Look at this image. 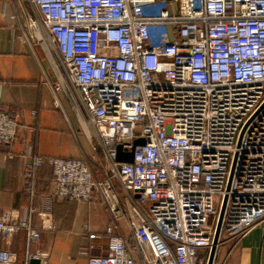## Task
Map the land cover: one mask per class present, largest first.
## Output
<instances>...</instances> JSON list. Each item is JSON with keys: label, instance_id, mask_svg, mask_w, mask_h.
<instances>
[{"label": "built area", "instance_id": "1", "mask_svg": "<svg viewBox=\"0 0 264 264\" xmlns=\"http://www.w3.org/2000/svg\"><path fill=\"white\" fill-rule=\"evenodd\" d=\"M28 2L27 26L44 31L57 88L107 166L98 178L86 158L27 153L30 195L43 165L51 196L98 194L107 250L86 264H206L223 207L212 264H227L215 263L223 239L264 229V0ZM19 116L0 109V143L15 138ZM136 139L132 161H118L117 146ZM124 214L128 236L115 231ZM20 229L22 264H42L32 251L40 231L0 213L2 235ZM0 264H17L14 253L0 250Z\"/></svg>", "mask_w": 264, "mask_h": 264}, {"label": "crops", "instance_id": "2", "mask_svg": "<svg viewBox=\"0 0 264 264\" xmlns=\"http://www.w3.org/2000/svg\"><path fill=\"white\" fill-rule=\"evenodd\" d=\"M154 7L147 6L146 13ZM167 8L174 11L173 3L168 2ZM27 13L34 14L28 0H0V109L20 115L15 138L0 143V213H7L13 221L27 220L40 231L32 246L40 263L86 264L89 256L106 253L110 225L106 207L96 193L85 201L51 196L48 165L38 169L30 195L24 174L26 155L83 157L98 178L104 176L107 166L90 160L91 128H85L63 90L57 88L59 78L47 53L44 31L38 36L28 28ZM153 39L158 40L157 36ZM116 225V232L129 235L127 214ZM25 241L24 229L10 236L0 233V250L12 251L15 262L22 264ZM217 261L264 264V229L254 225L239 239H223Z\"/></svg>", "mask_w": 264, "mask_h": 264}, {"label": "water", "instance_id": "3", "mask_svg": "<svg viewBox=\"0 0 264 264\" xmlns=\"http://www.w3.org/2000/svg\"><path fill=\"white\" fill-rule=\"evenodd\" d=\"M142 142H143L142 139L134 140L133 145H132V147H131V149L129 151H124V150L121 149L120 146H117V148H116V159L118 161H121V162H131L132 161V157H133V148H134V146L137 145V144H140ZM222 212H223V207L221 208V211H220V214H219V218H218V222L216 224L213 244H212V246H211V248L209 250V254H208V258H207L206 264H212V261H213V257H214V254H215L216 243H217L219 230H220ZM31 263L38 264L39 260L32 259Z\"/></svg>", "mask_w": 264, "mask_h": 264}, {"label": "rangeland", "instance_id": "4", "mask_svg": "<svg viewBox=\"0 0 264 264\" xmlns=\"http://www.w3.org/2000/svg\"><path fill=\"white\" fill-rule=\"evenodd\" d=\"M156 7V6H155ZM153 8L152 9V11L151 12H154V11H156L155 9L157 8ZM90 160H95L94 162L96 163V164H104V162H105V160H104V156H103V154H101V152L99 151V149H97V151L96 152H93V157H91V159ZM205 257H206V254H205Z\"/></svg>", "mask_w": 264, "mask_h": 264}]
</instances>
